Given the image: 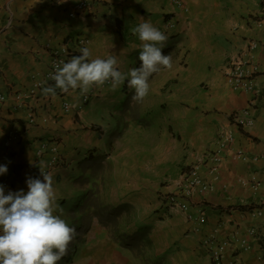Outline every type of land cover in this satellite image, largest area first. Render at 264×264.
Masks as SVG:
<instances>
[{
  "label": "crops",
  "instance_id": "crops-1",
  "mask_svg": "<svg viewBox=\"0 0 264 264\" xmlns=\"http://www.w3.org/2000/svg\"><path fill=\"white\" fill-rule=\"evenodd\" d=\"M79 1L83 0H65L62 4L57 0H0V93L6 96L0 99V163L8 166L7 173L0 175V183L6 186V192L27 191L28 176L42 179V164L53 175L61 208V201L73 194L70 188L77 163L103 147L102 105L124 86L110 91V83H106L87 93L56 89L55 96L43 95L42 87L30 94L35 83L44 78L51 52L66 50L69 60L82 48L76 45V37H85L89 40L85 46L92 50L93 57L115 55L119 69L128 72L141 47L132 32L138 23L150 21L168 36L166 46L171 45L199 10L203 12L213 2L183 0L188 8L184 11L172 0H85V8L74 14L70 6ZM250 1L252 10L247 12L243 5L236 30L195 33L183 75L181 71L180 76L163 75V81L154 87L160 92L168 79L176 82L173 97L158 101V105H172L169 110L161 108L181 128V137L189 146L178 150L187 152L178 162V174H184L193 162L198 165L204 160L198 165L199 174L209 184L207 191L200 187L193 191L187 199V211L167 209L160 201L158 218L144 220L151 226L152 254L163 256L166 264H214L204 242L211 235L218 240L229 239L225 264L231 260L235 264H264V35L249 17L263 8L264 0ZM236 3L237 7L242 4ZM168 18L175 22L174 29L164 28ZM249 39L258 40L253 50L258 99L254 123L237 127L229 114L243 108L250 94L230 88L224 73L229 61L244 52ZM52 84L54 81L46 86ZM29 110L35 117L32 124L27 122ZM9 131H14L16 138L7 147L4 142ZM227 133L233 139L220 147L219 136ZM54 146L59 161L54 160ZM216 152L217 164L210 158ZM250 228H254V235L248 234ZM76 241L58 264H139L98 223Z\"/></svg>",
  "mask_w": 264,
  "mask_h": 264
},
{
  "label": "rangeland",
  "instance_id": "rangeland-1",
  "mask_svg": "<svg viewBox=\"0 0 264 264\" xmlns=\"http://www.w3.org/2000/svg\"><path fill=\"white\" fill-rule=\"evenodd\" d=\"M238 1L242 3L240 7H237ZM249 2L251 3L250 0H213L203 12L199 10L198 16L193 18L192 23L179 33L177 42L174 43L176 52L172 55V67L168 69L161 66L159 71L149 79L150 90L143 100L133 99L134 90L126 85L114 94L108 103L102 105L105 116L101 131L104 133L103 147L95 154H105L107 159L101 171L102 176L94 178L97 182L95 187L100 203L106 206L127 204L128 210L119 222L120 230L131 232L135 227L143 224L145 219L152 216L158 218L157 214L162 208L159 206L160 201L162 203V197L175 193L177 189L174 190V188L179 187L185 175L196 165L193 162L192 167L184 174L183 172L178 174V162L180 163V159L187 155L186 151L178 153V150L189 149V146L181 137L183 135L181 128L177 127L172 116L163 110L165 107L167 110L171 109L169 107L172 105L163 103L161 106L163 109L158 105V101H167L173 97L175 80L168 79L160 92L154 91V87L163 81V75L174 76L176 73L180 76V71L183 75V68L187 69L190 62L191 39L195 33L204 31L211 35L226 28L228 31L236 30L238 18L242 16L239 11L244 5L248 12V9L252 8V3L250 5ZM260 10L261 7L258 12L249 16L251 21ZM201 17L202 20H200ZM189 19L190 17L186 21L188 22ZM220 19L222 21L215 23ZM135 60L136 57L133 58L129 70L133 68ZM172 70L174 71L171 72ZM133 117L137 120H133ZM109 139L113 140L111 151L107 145ZM176 153L179 156L183 155L178 157ZM79 175L80 173L76 170L74 179ZM83 187L88 188L87 184ZM76 188L81 187L72 184L71 192L73 193ZM62 209V216L69 223L73 218H77L78 213L72 215L68 212L67 206H63ZM95 224H97L95 220L90 223L86 234ZM86 234L76 233L79 237L74 240L78 241ZM132 255L139 264H166L163 256L155 257L152 254L151 244L148 248Z\"/></svg>",
  "mask_w": 264,
  "mask_h": 264
},
{
  "label": "clouds",
  "instance_id": "clouds-1",
  "mask_svg": "<svg viewBox=\"0 0 264 264\" xmlns=\"http://www.w3.org/2000/svg\"><path fill=\"white\" fill-rule=\"evenodd\" d=\"M64 2L57 0L58 4ZM173 23L169 30L175 28ZM132 32L141 41L139 67L122 72L117 56L93 57L92 50L84 46L79 55L54 65L50 76L54 84L43 87L42 94L55 96L56 89L87 93L106 83H110V91H115L126 83L134 90L133 99L143 100L150 90L149 78L161 66L170 69L172 57L163 52L168 36L150 21L138 23ZM39 167L42 179L28 176L27 191L6 192V186L0 183V264H58L76 236V227L62 216L52 173L46 172L42 164ZM7 171V164L0 163V175Z\"/></svg>",
  "mask_w": 264,
  "mask_h": 264
},
{
  "label": "built area",
  "instance_id": "built-area-1",
  "mask_svg": "<svg viewBox=\"0 0 264 264\" xmlns=\"http://www.w3.org/2000/svg\"><path fill=\"white\" fill-rule=\"evenodd\" d=\"M172 3L178 8L186 10L183 0H172ZM85 6V0L79 1L78 3L70 6V11L73 13H78L82 11ZM253 22L264 35V7L261 9L259 15L256 16ZM164 27L166 29L173 28V21L167 19L164 23ZM75 43L79 47H84L89 43V40L85 37L78 36L75 39ZM257 45V39H249L244 52L233 60L229 61L225 68L224 76L227 85L233 90L248 92L250 94L247 104L243 108L235 110L229 114V120L237 127H249L254 123L253 111L257 105L258 88L256 83L257 66L255 63L253 50L257 47ZM65 55L66 50L58 51L54 49L51 52V61L48 70L46 71L44 78L41 81L36 82L34 88L29 91L30 94L34 93L39 88L45 87L48 82L52 81L50 76L55 70L54 65L59 64L61 61H67L68 58ZM4 98H6V96L0 93V99ZM64 107L65 110H69L67 103H65ZM27 122L30 124L35 122V117L30 110L27 115ZM15 138L16 133L14 131H9L5 137V146L8 147ZM232 139L233 137L231 134H222L219 136L220 147H225L231 142ZM52 152L55 154L54 160L59 161L61 157L59 156L56 146L52 148ZM210 158L215 164H217L216 162L219 161L217 152L211 154ZM203 162L201 161L200 164ZM215 164L211 167V171L213 172L216 171ZM198 165H194L190 169L189 173L185 175L184 180L178 187L179 190H177L175 193H169L162 197L163 206H165L167 209L178 207L181 210L187 211L189 207L187 199L192 197L193 191L197 187H200V190L202 191H207L209 189V184L203 180L199 174ZM251 185L256 186V184L253 183H251ZM198 219L199 221H202L203 217L199 216ZM247 232L250 235L255 234L254 228L248 229ZM228 240L229 239L218 240L214 235H211L205 239L204 242L209 249L211 260L214 264H225L224 251L228 245ZM229 264H235V261L231 260Z\"/></svg>",
  "mask_w": 264,
  "mask_h": 264
},
{
  "label": "trees",
  "instance_id": "trees-1",
  "mask_svg": "<svg viewBox=\"0 0 264 264\" xmlns=\"http://www.w3.org/2000/svg\"><path fill=\"white\" fill-rule=\"evenodd\" d=\"M163 52L172 57L176 52V47L174 44L167 45ZM136 60L133 68L139 67L140 60L139 56H135ZM155 73L152 74V76ZM152 76L149 78L151 79ZM125 83L123 86H126ZM133 120H137L133 117ZM109 151L113 148V140H108L107 142ZM107 155L105 154H90L86 158L80 160L77 163V169L80 173L75 179H73L72 184L79 185L81 188H76L73 190V194L61 201L63 206H67L68 212L72 215L78 213L77 218H73L70 224L75 226L79 235L86 234L89 229L90 223L96 221L100 226L104 227L110 234L114 242L118 244L119 247L133 253L137 251H142L148 248L151 244L149 237L151 226L149 224L143 223L136 227L131 232L119 229V222L124 213L127 212V204L120 203L115 206H106L99 202L97 197V188L95 185L97 182L94 178L101 177V171L105 167ZM87 172V174H86ZM87 184L88 188L83 186ZM75 236L74 239H78Z\"/></svg>",
  "mask_w": 264,
  "mask_h": 264
}]
</instances>
